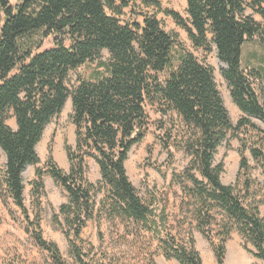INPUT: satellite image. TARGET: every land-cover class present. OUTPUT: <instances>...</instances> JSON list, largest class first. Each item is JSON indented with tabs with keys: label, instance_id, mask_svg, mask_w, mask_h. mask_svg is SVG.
<instances>
[{
	"label": "trees",
	"instance_id": "16d2710c",
	"mask_svg": "<svg viewBox=\"0 0 264 264\" xmlns=\"http://www.w3.org/2000/svg\"><path fill=\"white\" fill-rule=\"evenodd\" d=\"M12 1L0 0V148L6 157L2 187L27 221L23 172L39 163L36 148L46 128L71 100L76 142L68 148L70 169L64 172L50 160L48 174L68 194L60 213L75 260L87 264L82 233L98 219L100 225L105 220L116 226H143L158 239L168 260L203 264L194 242L189 247L179 243L167 229L164 210L157 214L143 202L126 171L130 151L146 137L150 104L163 115L176 113L186 129L179 143L192 157V166L184 172L182 192L193 202L196 229L210 240L217 264H225L234 232L264 263V219L235 187L222 183L223 165L214 164L217 149L230 136L253 126L247 118L232 124L212 70L179 46L155 17L121 24L115 16L121 13L116 0ZM140 1L161 8L157 0ZM186 2L189 22L175 11L164 13L187 32L196 48H215L234 103L245 115L264 121V107L243 67L246 45L259 40L264 46V27L247 13L252 10L264 19V0ZM48 37L54 47L40 51L42 39ZM88 64L95 65L93 72L70 88V73ZM10 112L16 130L6 124ZM258 139L261 143L249 150L264 174V132ZM246 149L244 144L242 175L250 172ZM89 161L100 170L96 184L87 176ZM44 175L37 170L38 201ZM35 226L39 232L34 230L32 237L37 245L55 264H64L57 245L41 235L40 216ZM99 236L103 241L104 235ZM149 262L156 264L153 256Z\"/></svg>",
	"mask_w": 264,
	"mask_h": 264
},
{
	"label": "rangeland",
	"instance_id": "374dc122",
	"mask_svg": "<svg viewBox=\"0 0 264 264\" xmlns=\"http://www.w3.org/2000/svg\"><path fill=\"white\" fill-rule=\"evenodd\" d=\"M157 1L161 8L147 5L140 0H116L121 13L115 16L124 25L141 22L145 17H155L162 28L174 36L179 46L212 70L232 124L237 126L243 118L250 120L253 127L230 136L228 141L217 149L214 164L223 165L222 183L235 187L246 200V204L256 206L260 217L264 219V174L260 163L256 162L249 150L261 143L258 135L259 132H264V121L245 115L234 103L229 85L223 77L225 65L219 60L215 48L209 52L196 48L187 32L178 26L172 17L164 13V10L175 11L189 22L186 0ZM12 3L15 4L16 0ZM108 13L113 14L111 11ZM247 13L264 27V19L260 15L252 10H248ZM53 47L52 37L42 39L40 51ZM102 57L104 60L109 59L108 52L104 51ZM243 67L264 107V46L259 40L246 45ZM94 68L95 65L88 64L71 72L68 86L72 88L80 79L88 78ZM146 111L148 131L145 139L129 153L125 164L128 177L145 204L157 214L164 210L168 220L167 229L177 237L179 243L189 247L193 241L203 264H217L210 240L196 229L192 213L193 202L184 197L182 192L184 172L192 166V157L179 143L186 129L176 113L163 115L159 108L150 104L147 105ZM72 114V103L68 100L61 114L46 128L36 148L39 163L26 167L23 172L24 203L30 222H33L34 226L27 221L2 187L6 157L0 148V264H55L50 253L38 246L32 237L34 230L39 232L35 226L37 216H40L41 235L48 243L57 245L64 264H79L71 254L65 218L60 213L61 206L68 202V194L64 187L48 174L50 160L64 172L70 169L68 148L74 147L76 142ZM6 124L13 130L17 129L12 112L9 113ZM244 144L247 145L245 157L250 166L248 175L240 173L241 151ZM37 170L45 173L39 201L34 197V190L37 189L34 183L38 181ZM87 176L94 184L101 179L99 167L94 161L88 163ZM246 182H249V186ZM101 198L97 197L98 204ZM100 233L104 235L103 241L100 239ZM82 240L83 243L80 245L87 254V264H149L151 256L156 264H180L175 259L168 260L165 257L158 239L146 233L143 226L131 224L116 226L105 220L100 225L98 219H94L83 231ZM226 248L225 264H264L254 257L251 253L254 248L250 244L247 245L238 232L231 235Z\"/></svg>",
	"mask_w": 264,
	"mask_h": 264
},
{
	"label": "water",
	"instance_id": "95a60500",
	"mask_svg": "<svg viewBox=\"0 0 264 264\" xmlns=\"http://www.w3.org/2000/svg\"><path fill=\"white\" fill-rule=\"evenodd\" d=\"M71 103H72V101H71Z\"/></svg>",
	"mask_w": 264,
	"mask_h": 264
}]
</instances>
